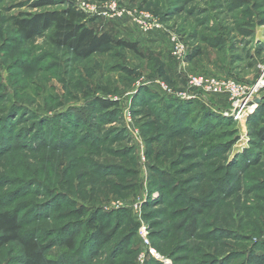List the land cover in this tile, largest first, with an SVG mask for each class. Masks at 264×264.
I'll return each mask as SVG.
<instances>
[{"label":"rangeland","instance_id":"1","mask_svg":"<svg viewBox=\"0 0 264 264\" xmlns=\"http://www.w3.org/2000/svg\"><path fill=\"white\" fill-rule=\"evenodd\" d=\"M36 1L0 0V212L65 264H264V0H67L137 43L87 59L23 38ZM194 77L232 79L250 109L235 121L237 98ZM0 264H28L22 245Z\"/></svg>","mask_w":264,"mask_h":264},{"label":"trees","instance_id":"2","mask_svg":"<svg viewBox=\"0 0 264 264\" xmlns=\"http://www.w3.org/2000/svg\"><path fill=\"white\" fill-rule=\"evenodd\" d=\"M56 6L58 7L53 8ZM50 7L52 9H46ZM32 8L42 10V12L27 16L20 15L14 19V25L26 40L47 35L54 46L68 49L73 56L79 59H87L95 54L103 53L111 46L123 47L134 52L138 51L137 43L117 40L107 33H98L95 28L89 25V18L91 17L87 16L73 2L38 0L32 4ZM100 104L105 108H110L113 105L108 100H100ZM254 136L258 144H264V126H258ZM244 154H241V157L244 158L245 165H251L253 157L249 155L250 157L245 158ZM21 229L22 225L17 213L0 212V250L11 243H20L23 247L24 260L28 264L66 263L65 260H55L48 257L45 248H42L36 238L33 236L25 238L21 234ZM90 229L92 233L95 231L94 239L99 246L109 238L106 234L105 223H101L99 226L92 223ZM65 244L73 248V237L68 238Z\"/></svg>","mask_w":264,"mask_h":264},{"label":"built area","instance_id":"3","mask_svg":"<svg viewBox=\"0 0 264 264\" xmlns=\"http://www.w3.org/2000/svg\"><path fill=\"white\" fill-rule=\"evenodd\" d=\"M75 5L89 17H94V13H96V9L98 8L96 5L92 7L90 5H87L86 3L81 2H75ZM138 22L144 31H149L154 27H158V24H149L144 20ZM191 86L195 89L204 90L205 92L210 94L227 93L231 99L237 98V102L233 105V108L228 112L227 115L233 116L235 121H240L243 117V113H245L246 110L244 111L243 109H241V106L249 103L248 98L246 97V95L248 94V89L246 87L238 85L232 79L227 82H221L216 79L205 77L192 78ZM153 251L154 250H152V253L155 252Z\"/></svg>","mask_w":264,"mask_h":264},{"label":"bare ground","instance_id":"4","mask_svg":"<svg viewBox=\"0 0 264 264\" xmlns=\"http://www.w3.org/2000/svg\"><path fill=\"white\" fill-rule=\"evenodd\" d=\"M248 108V109H247ZM241 109H243L244 111L246 110H249L250 109V107H249V104H245V105H243V106H241Z\"/></svg>","mask_w":264,"mask_h":264}]
</instances>
